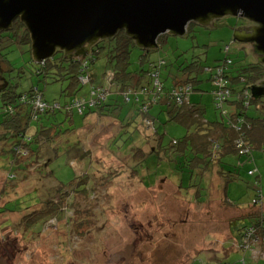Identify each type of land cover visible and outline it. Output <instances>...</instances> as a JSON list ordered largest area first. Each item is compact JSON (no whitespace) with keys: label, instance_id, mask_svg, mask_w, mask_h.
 I'll return each instance as SVG.
<instances>
[{"label":"rangeland","instance_id":"rangeland-1","mask_svg":"<svg viewBox=\"0 0 264 264\" xmlns=\"http://www.w3.org/2000/svg\"><path fill=\"white\" fill-rule=\"evenodd\" d=\"M18 20L0 32L7 37L0 50V90L26 94L35 88L30 104H24L23 113L11 119L30 123L31 130L35 126L40 132L29 148H14L12 159L3 155L13 148L18 135L13 130L0 132L1 137L11 134L0 140V264H223L225 249L233 254L227 259L230 264H256L264 258L263 226L254 224L249 239L240 243L236 230L251 222L244 214L260 213L264 220V144L255 146L253 159L241 167L242 173L228 187L226 179L213 176L214 180H208L204 201L196 189L186 188L187 182L182 187L172 163L163 153L157 154L159 136L167 148L186 129L169 121L166 99L156 102V79L164 83L165 90L179 81H194L189 96L178 103L201 107L211 122L227 121L225 111L231 113L233 107L226 103L222 112L216 108L211 68L216 70L229 57L233 60L231 76L249 75L244 69L259 55L253 46L233 37V27L247 22L246 18L226 15L208 26L192 23L185 36L163 35L159 46L149 50L132 45L128 59L132 78L127 80L131 86L125 88L116 81L104 49L95 54L97 60L89 65L88 75L80 78L77 92L70 85L72 79H54L50 73L51 79L38 73L41 64L35 61L31 45L23 41V31L13 29L21 25ZM61 55L59 51L55 57ZM143 88L148 92L142 94ZM74 98L81 107H66ZM113 98L120 100L114 103L122 102L120 109L108 115L90 111ZM260 100L264 97L254 99L246 110L249 116L256 113ZM139 104L145 112L151 104L150 114L141 111ZM29 113L31 120L26 117ZM23 160L27 163L19 168ZM229 162L235 169L238 158ZM251 168L255 176L248 174ZM218 187L223 191L218 192ZM52 202L59 204L54 211L33 217L31 211L48 209ZM58 206L63 213L57 212ZM236 251L246 263L239 261Z\"/></svg>","mask_w":264,"mask_h":264},{"label":"trees","instance_id":"trees-1","mask_svg":"<svg viewBox=\"0 0 264 264\" xmlns=\"http://www.w3.org/2000/svg\"><path fill=\"white\" fill-rule=\"evenodd\" d=\"M19 21L20 20H18V22ZM20 23L21 25H15L13 29H16L18 31L17 33L23 31V41L31 45L32 41L30 33L25 28L24 23L21 21ZM6 38L7 37L4 36L3 33H0V50L4 47L2 44ZM101 41L102 40L92 48L91 53L84 58V60L79 57L69 58L62 52V55L58 58L54 56L42 63L38 73L44 74V77H50L51 79H72V84L70 85L75 87L77 92V88L81 87V81H79L80 78L88 75L89 65L91 66V62L97 60L95 54H100L104 49H107L108 61L112 64L114 74L117 78L116 81L121 83L124 88L131 86L129 81L127 82V80L132 78V73L128 71V59L132 45H136L135 42L128 37L124 31H121L118 35L109 40L106 39L105 42H107V44L101 45ZM228 46L230 49V45ZM1 56L0 52V57ZM231 64H233L232 58L227 57L224 63L217 66L216 70L211 68V81L213 85L212 95L215 106L217 104L218 96L215 94L217 87L214 79L219 69H222V76L225 78L227 84L226 88L230 90V96L224 101V104L228 103L229 106L233 107V111L231 113L225 111L228 118L227 121L224 120L222 123L207 120L204 116V110L201 107L193 105L190 102L182 105L178 103V95L175 91L179 87H176L175 85L190 84L193 87L194 81H191L190 79L182 81L183 83L179 81L169 90H165L164 83L160 80L163 85V90L159 93L155 91L156 95L154 97L156 102H159L162 97L166 98L165 103L168 106L167 114L169 115V121L179 123L187 128L186 134L182 138L174 140L170 147L165 148L163 146L160 136L157 146V154L163 153V157L172 163V171L180 175L182 187L184 186L183 184L187 182L188 186L186 188L192 187L198 192L202 191L205 188V185L201 180L207 173H209L213 168V165L216 166L215 168L221 177L228 180V182L234 181L235 178L242 173L241 167L253 159L255 146L257 147V144L261 146L264 144V100L258 102L260 104L257 105L256 113L254 115L249 116L246 111L251 107L253 102H255L250 92V87L259 84L260 81L264 79V64L258 59L253 62L251 61L247 64V68L244 69L245 72L246 70H249V75L239 72L240 75L238 74L236 76H231L233 73V70H229ZM152 72L155 73V71ZM50 73L53 78L50 76ZM48 74L49 76H47ZM241 83L243 84L242 86ZM5 90L6 89L0 90L3 91L0 132H9V130H13L12 133L18 135V137H15L12 141L15 142L17 140L13 145V148L10 150L11 152L8 151L3 155L12 159V156L14 157V155L10 156V154L16 153L14 148L18 147L21 149L25 148L24 146L29 148V146L37 139V135L35 137L34 135L40 132L35 126L33 127V130H31L30 123L26 124L28 125L27 127L26 125L21 124L19 120L14 118L11 119L13 115H20L23 113V105L26 103L30 104V99H32L37 91H35L34 87H32L26 94L17 93L14 89H8V91ZM38 91L41 92V90ZM189 93L187 97L189 96ZM116 100L118 99H109L108 102L102 103L96 108L90 109V111L101 115H108L113 112L114 109L121 108L120 103H114ZM144 101V98H141L139 103L141 104L143 102V105H146ZM72 102L73 101L66 105V107L71 106ZM140 104L138 108L145 112L144 107L140 106ZM224 104L222 107H219L221 112ZM145 107H148V112L145 113L150 114L149 108L151 107V104ZM61 108L64 109L63 107ZM216 108L219 109L217 106ZM10 109H13L12 113L9 112ZM26 112L29 111L26 110ZM31 114H27L26 117L30 119L32 117ZM11 120H13V122H11ZM3 127H5L6 130H4ZM238 127L241 128L239 132L236 130ZM26 130L28 131L27 133L25 132ZM18 141L22 142L18 143ZM239 143H241V146H239ZM37 147L38 146H36V148ZM161 147H163L164 150H162ZM36 148H33V151H36ZM136 152L142 153V149H138ZM233 157L238 158V165L235 166V169L231 168L229 162ZM242 158H245V160L243 161ZM23 162L24 163L19 164V168L22 164L27 163L24 160ZM248 174L255 176L256 170L251 168L248 170ZM186 177H189L187 181ZM257 193H260L259 190H257ZM258 199H255V204L258 202ZM56 205L59 204L52 202L48 209H35L31 211V213L35 218L37 215H46L51 211H54ZM257 205L260 206V204H256V206ZM57 208H59L57 210L58 213H63V211H60L62 207L58 206ZM254 216L257 218L253 221L252 218H254ZM243 217L247 218V220H251V222H246L242 227L236 229L240 237L238 241L239 243L245 239H249L248 231L250 232V230L255 227L254 224H256V226L260 224L264 229V220H260V218L262 219L260 213L250 214L248 216L245 215ZM236 221L237 220L231 221V227ZM243 251H245V249ZM263 259L264 258H261L259 261H262ZM239 261L244 263L247 262L242 258H240ZM259 261L256 264H259ZM223 264H225V262ZM226 264L230 263L227 262Z\"/></svg>","mask_w":264,"mask_h":264},{"label":"water","instance_id":"water-1","mask_svg":"<svg viewBox=\"0 0 264 264\" xmlns=\"http://www.w3.org/2000/svg\"><path fill=\"white\" fill-rule=\"evenodd\" d=\"M226 15L254 23L248 31L235 30L233 37L253 44L264 64V0H0V32L20 19L31 34L33 57L42 64L59 51L69 58L87 57L100 40L121 31L149 50L163 35L185 36L190 24L208 26ZM250 90L254 99L264 97V79Z\"/></svg>","mask_w":264,"mask_h":264},{"label":"built area","instance_id":"built-area-1","mask_svg":"<svg viewBox=\"0 0 264 264\" xmlns=\"http://www.w3.org/2000/svg\"><path fill=\"white\" fill-rule=\"evenodd\" d=\"M215 85L217 87V90L215 91L216 93V96H218V100H217V104L216 106L219 108V107H222V105L224 104V101H226L229 96H230V90L228 88H226V80L225 78L222 76V69H219L218 70V73L216 74L215 76ZM154 86L157 88L156 92L159 93L163 90V85L162 83L160 82L159 79H156L155 83H154ZM192 89V86L189 85V86H181L179 87L175 92H177V95H178V101L179 102H182L183 99L185 98V95L191 91ZM148 92V89L147 88H143L141 90V93L142 94H145ZM94 93H97V91H95ZM98 93H105L103 90L101 89H98ZM130 93H132L130 91ZM130 94L127 96V100H130ZM141 98L139 96H137L136 100H140ZM77 99H73L72 101V104L71 106H69L68 108L70 107H74L75 105H78L81 107V104L80 102H76ZM36 99H34V103H35ZM84 108H86V102H85V105H84ZM238 130H241L240 127L237 128ZM239 146H241V143H239Z\"/></svg>","mask_w":264,"mask_h":264},{"label":"crops","instance_id":"crops-1","mask_svg":"<svg viewBox=\"0 0 264 264\" xmlns=\"http://www.w3.org/2000/svg\"><path fill=\"white\" fill-rule=\"evenodd\" d=\"M213 86V85H212ZM143 98V97H142ZM166 98H164V97H162L161 98V100L159 101V102H164L163 100H165ZM189 100H192V97L190 96V99ZM214 102V101H213ZM119 103H122V102H119ZM123 113V112H122ZM121 113V114H122ZM185 127V126H184ZM185 129H186V132H187V128L185 127ZM158 131V130H157ZM186 132H184V134L186 133ZM213 176H215L218 180H224L225 178H223V177H221L218 173H216V172H214L213 171V169H211L210 171H209V173H207L206 175H205V177L204 178H202V183H204V185H205V188H206V184L208 185L209 183H207L208 182V180H209V182H210V180H214L213 179ZM227 182H226V184H227V187H228V185H229V182H228V180H226ZM230 182H232V181H230ZM227 187H225V196H226V200L229 202V200H228V196H227V194H228V190H227ZM218 189V192H222L223 191V188H220V187H218L217 188ZM208 188L206 189V192L204 191V190H202V191H200V193H201V196H203V198H201L200 197V200L201 201H204L205 199V196L207 195V193H208ZM202 193H204V195H202ZM234 193H236L235 191H234ZM199 200V201H200ZM230 204H231V202H229ZM249 206V205H248ZM251 206H249V207H247V209L246 210H249V208H250ZM238 209H239V207H237ZM245 215V214H244ZM243 215V216H244ZM231 227V226H230ZM231 230H232V227H231ZM232 233H233V231H232ZM230 250V249H229ZM229 250H227V249H225V251H228L227 252V254L225 255V257H223V259L222 260H225L226 262H227V259L229 260V258H231V255H233V254H231V251H229ZM236 253H239V252H234V254H236ZM197 258V257H196ZM196 258H194V260L196 259ZM239 258H241V254L239 253ZM221 260H218V262H220ZM224 261V262H225Z\"/></svg>","mask_w":264,"mask_h":264},{"label":"flooded vegetation","instance_id":"flooded-vegetation-1","mask_svg":"<svg viewBox=\"0 0 264 264\" xmlns=\"http://www.w3.org/2000/svg\"><path fill=\"white\" fill-rule=\"evenodd\" d=\"M254 25V23L253 22H250L249 20L247 21V22H244V23H242L241 25H238L237 27H233V30L235 31V30H237V29H240V30H246V31H248L252 26ZM243 44V43H242ZM245 45H247V46H253V44H245ZM253 48H254V46H253ZM254 51H255V49H254ZM256 59H259V56L258 57H256Z\"/></svg>","mask_w":264,"mask_h":264}]
</instances>
